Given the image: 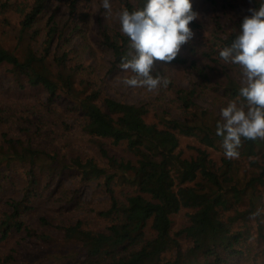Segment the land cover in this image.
Here are the masks:
<instances>
[{"label": "trees", "instance_id": "obj_1", "mask_svg": "<svg viewBox=\"0 0 264 264\" xmlns=\"http://www.w3.org/2000/svg\"><path fill=\"white\" fill-rule=\"evenodd\" d=\"M51 1L32 0L30 4L12 6L21 18L14 48L0 45V74H6L20 91L36 88L46 93L48 104L60 99L72 103L85 119V130L107 160V167L92 158L79 157L60 165L57 157L32 143L0 135V174L3 167H11L13 163L30 167L22 198L8 202L11 212L0 221V236L6 238L12 231L23 228L29 231L23 217L31 210L42 181L75 171L84 183L103 181L110 199L109 207L100 213L109 220L105 231L85 229L80 221L65 228L66 239L80 244L83 250L80 264H235V256L249 252L256 237L264 244V139L242 138L239 157L226 158L222 138L216 135L221 109L204 108L197 103L198 95L210 90H222L230 100L237 99L242 84L231 78V71L240 68L224 63L219 52L231 46L243 18L228 19L230 26L226 31L215 22L209 44L202 52L206 65L199 66L196 60L190 63L198 70L201 83L192 89L176 87L175 99L186 117L173 118L168 110L158 109L155 111L158 122H150L151 108L112 97L102 98L89 80L78 81V67L70 63L69 51L54 53L56 40L58 47L68 44L89 18L85 10L78 13L83 0L66 1L68 18L62 25L54 15L49 17L39 47L43 32L38 24ZM114 1L120 10L129 11L142 8L145 3V0ZM243 1L252 2V8L261 3V0ZM10 6L11 3L0 0L2 14ZM4 17L7 23L6 14ZM98 24L101 43L111 52L110 71L120 70L122 59L131 58L130 40L121 33L120 26L110 27L101 18ZM184 63L187 59L178 55L171 64ZM220 67L230 77L224 85L214 87L216 79L209 74ZM157 72L154 68L152 75ZM1 104L0 127L6 112ZM179 135L195 140L194 154L190 157L179 152ZM107 142L123 147L129 156L111 154ZM213 152L221 154L220 161ZM189 209L192 210L189 225L173 233L172 216ZM258 211L260 214L253 218ZM252 221L257 222V236ZM183 240L190 242L189 249H183ZM13 258L5 257L0 264H37ZM52 264L65 262L57 259Z\"/></svg>", "mask_w": 264, "mask_h": 264}, {"label": "rangeland", "instance_id": "obj_2", "mask_svg": "<svg viewBox=\"0 0 264 264\" xmlns=\"http://www.w3.org/2000/svg\"><path fill=\"white\" fill-rule=\"evenodd\" d=\"M11 3L6 13L0 12V45L13 49L15 36L18 31L20 14L16 6L20 3L30 4L32 0H5ZM67 0H52L40 19L38 26L43 36L39 38V47L43 44L44 34L48 29V19L51 15L57 18L59 24L65 23L68 18ZM191 0L193 10L199 13V19L189 25L194 31L193 40L182 46L179 55L187 59L181 65L155 62V69L161 72L170 83L163 84L152 92L142 87H131L123 83L124 79L131 78L130 72L122 70L110 71L112 56L101 43L99 38L98 20L101 18L110 27H119L117 13L121 10L114 0L111 15L106 16L101 6L102 0H83L79 6V14L87 11L89 18L81 25V29L72 35L71 41L61 47L56 46L54 53L70 52V63L77 65L78 81L89 80L92 86L101 92L102 98L112 97L118 101L136 105H146L151 108L148 121L158 122L155 111L166 109L173 118L184 119L179 104L175 99L176 87L192 89L199 86L201 77L198 70L190 66L196 60L199 66L207 63L202 52L208 46V39L217 21L221 28L229 29L228 19L244 18L249 15L248 9L252 2L241 0ZM251 4V5H250ZM6 14L7 23L3 21ZM197 51V52H195ZM165 66L167 69H165ZM222 67L217 72L209 74L216 80L214 87L224 85L228 76L223 73ZM231 78L243 83L240 69L231 71ZM212 86V85H211ZM81 89V88H79ZM198 105L204 108L222 109L227 106L230 99L222 90L208 91L198 95ZM0 103L5 109L4 123L0 127V135L20 139L25 143H32L50 156L57 157L60 165L63 161L74 158L94 159L101 166L107 167V160L100 155L99 148L94 144L85 130V119L78 113L72 103L60 99L48 104V96L36 88L20 91L11 79L1 72L0 74ZM180 137L179 152L184 157L194 154L196 145L193 138ZM107 150L118 157H128L123 147L107 142ZM214 158L220 161L221 154L213 152ZM30 169L23 163H13L11 167L1 169L0 174V221L11 209L10 200H19L23 196V187L28 181L27 171ZM103 181L90 183L82 182L75 171H67L61 176L48 178L42 181L31 202V210L24 214L25 226L29 231L14 230L6 238L0 236V260L12 256L17 262L37 264H52L57 259L65 264H80L84 259L80 244L69 241L65 236V228L81 222L85 229L103 232L109 220L100 215L110 205ZM244 209V208H241ZM192 210H183L172 216L173 233H178L190 222ZM264 213V208L262 209ZM232 212H228V215ZM252 229L256 234L257 222L252 221ZM24 226V227H25ZM149 237L153 234L149 231ZM183 249L191 246L189 241L183 240ZM76 260L80 261L76 263ZM235 264H264V244L257 239L253 240L250 251L244 255L235 256Z\"/></svg>", "mask_w": 264, "mask_h": 264}, {"label": "clouds", "instance_id": "obj_3", "mask_svg": "<svg viewBox=\"0 0 264 264\" xmlns=\"http://www.w3.org/2000/svg\"><path fill=\"white\" fill-rule=\"evenodd\" d=\"M101 6L106 16L111 15L110 0H102ZM248 12L231 46L219 52L224 63L239 66L243 78L237 99L221 109V120L216 124V135L222 138L228 159L239 157L242 138L264 139V0ZM117 16L131 50V58H123L119 65L122 72L132 74L123 83L149 92L161 84L167 87L169 80L152 72L156 61L171 64L182 46L193 40L195 33L189 25L199 19V13L193 10L191 0H145L142 8L123 9ZM259 214L253 213V218Z\"/></svg>", "mask_w": 264, "mask_h": 264}]
</instances>
